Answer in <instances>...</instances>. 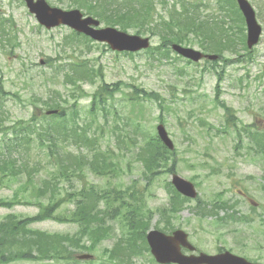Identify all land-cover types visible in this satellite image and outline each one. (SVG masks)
<instances>
[{
	"label": "rangeland",
	"instance_id": "rangeland-1",
	"mask_svg": "<svg viewBox=\"0 0 264 264\" xmlns=\"http://www.w3.org/2000/svg\"><path fill=\"white\" fill-rule=\"evenodd\" d=\"M45 1L65 10L78 8L87 14L85 8L78 7L74 0ZM154 1L157 12L162 14V5L158 0ZM200 1L209 4L201 6L203 12L217 16L224 14L226 17L228 5L234 10L237 8L233 0H225L228 5L222 9L217 0ZM248 1L262 26L259 42L241 60L231 56L233 60L224 62L221 59L211 64L205 60L187 63L172 50L168 54L163 51H140L131 55L118 53L102 43L84 42L81 37L69 38L72 31L68 26L43 27L22 0H0V16L4 23L9 19L12 24V27L9 23L5 25L8 26L11 43L0 44V118L6 115L4 122L10 125L17 119L36 117L32 121L35 126L29 143L22 139L21 145L10 144L0 134V155L17 154L18 162L32 170L29 182L23 174L12 181L0 182V199L12 202L15 192L20 197V202L0 206V222L9 213L18 218L36 215L40 202L47 203L48 193L43 192L45 181L56 183L62 190V198L67 191L74 192L90 185L103 191L113 187L129 188L128 193L132 192L133 198L124 213L136 208L137 214L145 221L144 225H147L146 231L159 229L171 232L181 228L188 232L197 251L215 253L219 248L229 249L249 260L264 263V150H260L258 144L262 134L260 139L257 134L243 130L244 125H252V131L264 132V0ZM130 22L136 24L134 20ZM100 25L105 24L101 22ZM243 27L246 33L245 25ZM129 31L134 33L132 29ZM158 42V36L153 35L151 43L157 45ZM189 46L201 50L196 43ZM239 50V56L246 52L244 48ZM73 60L84 62L96 70L92 81L82 83V91L74 90L72 84L64 81L66 64ZM216 71H222L224 76L219 83L222 91L220 101L232 108L237 118L234 124L242 134L235 128L217 131L223 129L226 116L214 100ZM102 82L116 83L119 91L113 98H108L106 111H91L92 94ZM133 88L161 95L163 110L160 111L153 98L139 96L131 100ZM63 98H67L68 103L65 104L62 127L66 123L70 130L78 125L75 133L83 128L85 133L96 138L95 146L110 149L106 162L114 164V172L101 176L86 170L80 178L72 175L66 178L56 169L60 162L67 163L63 155L71 153L69 157L73 159L74 154L93 146L78 139L71 131L70 135L58 136L54 119L44 116L48 104L52 101L62 103ZM75 100L74 112L71 104ZM160 112L175 147L167 165L174 160V172L192 181L198 192L195 199H183L184 204L171 218L168 229H165L167 220L160 210L170 203L165 184L170 181L171 172L158 168L161 173L147 179L144 160H140L136 150L132 149L145 137L156 133ZM57 127L60 128L61 124L57 123ZM51 137L57 139V151L62 154V160L48 154L47 144ZM237 142H240L238 146ZM46 190H50L49 187ZM65 198H68L66 194ZM198 199L207 203L216 199L224 203L233 201L237 204L236 211L246 216V222H229L217 228L214 214L201 218L193 211ZM73 206L69 201L64 202L59 211L67 213ZM222 211L218 214L222 215ZM26 225L44 234H68L69 237H74L79 231L76 223L53 219L32 221ZM131 234L125 222L118 218L112 220L108 237L101 240L95 250H85L94 255L92 264H158L149 249H142L140 254L133 252L131 246L140 245L141 241L138 237L131 239ZM130 240L135 241L131 246ZM79 243L89 245L91 240L82 236ZM119 247L120 252L116 251ZM44 249L43 252L35 250L38 254L35 261L12 259L0 264H88L46 259L45 255L40 257L47 251ZM125 251H129L128 256L125 253V261L120 262L119 258ZM111 257L116 259L111 261Z\"/></svg>",
	"mask_w": 264,
	"mask_h": 264
},
{
	"label": "trees",
	"instance_id": "trees-1",
	"mask_svg": "<svg viewBox=\"0 0 264 264\" xmlns=\"http://www.w3.org/2000/svg\"><path fill=\"white\" fill-rule=\"evenodd\" d=\"M77 6L83 7L87 14L97 17L105 25L119 26L122 30L132 29L135 33L149 34L150 36H158L159 42L157 45H153L147 49V52H159L163 51L168 54L170 51V44L172 42H177L186 45L197 44L203 51L218 54L219 58L223 59L224 62L233 60L231 56H236V60H241L243 57L248 56L250 53L245 47V33L244 24L241 13L238 8H230L231 5L225 3V0H217L220 9L226 8V17L217 16L213 14L205 13L201 10V6L206 7L209 4L201 2L200 0H158L162 5V14L157 12L156 1L154 0H74ZM235 2V0H233ZM221 3V4H220ZM164 12V14H163ZM134 20L136 24H131ZM4 19L0 16V44L5 42L10 44L11 38L7 32L8 23L9 27H12L11 20ZM84 42H91L92 40L83 34L77 32H72L69 38H79ZM14 46V45H13ZM244 48L247 52H244L239 56V49ZM124 54L131 55L132 53L124 52ZM165 54V55H166ZM168 56V55H166ZM178 59V58H177ZM187 62V61H185ZM209 62V61H207ZM216 60L210 61L213 64ZM189 63V62H187ZM67 71H64V81L70 83L74 86V90L82 91V83L85 81H92L96 76V70L94 68H89L90 66L84 64V62L79 63L77 61H71L66 64ZM64 67V66H63ZM98 76H100L98 74ZM223 72L216 71V85H215V98H219L220 87L219 83L223 79ZM133 97L142 98H153L160 107L162 111L164 108L163 98L161 95L153 91H146L142 89L133 88ZM116 91H119L117 84H107L102 82L97 86L96 90L92 94V101L90 104V110L95 111L97 109H102L106 111L108 98H113ZM3 94L5 92H2ZM130 97V99H133ZM218 101V100H217ZM223 107L226 113L225 119V130L227 128L236 127V122L233 110L225 105L223 102L218 101ZM47 103V102H45ZM68 103L67 98L62 99V103L57 101H52L47 106L48 109L56 110V113L51 114L49 117L54 119V127L56 133L59 135L68 134L70 131L75 135V131L78 125L74 128L68 130V126L62 127V119L65 120V104ZM77 100L73 101L71 104L72 110L75 112L74 107L76 106ZM75 114V113H74ZM6 115H3L0 119V133L6 140L14 145H19L24 139L25 143H29L31 140V134L33 132L32 127L35 126L32 121L35 120V115L26 120H15L10 125L4 122ZM59 120V121H57ZM160 122H163L162 115H160ZM26 121V122H25ZM57 123L61 124V127H57ZM77 138L82 140L84 143L89 144L90 141L93 146L87 147L85 151H80L79 155L73 156V162L66 165L60 162V167L56 168L61 175L68 178L72 176H81L80 173L83 172L85 168L93 171L99 175H105L110 172H114L115 166L113 163L106 161L107 156L104 151L108 149H101L99 146H95L96 138H92L85 130L82 128L79 130ZM82 132L85 134H82ZM77 133V132H76ZM73 134L71 136H73ZM264 135V132H263ZM80 137V138H79ZM262 142H258L260 150H264V138ZM48 154L51 157H58L62 160V154L57 151V139H48ZM41 145L44 143L40 140ZM9 144L6 146L8 147ZM21 145V144H20ZM136 150L137 155L140 160H144L143 168L144 173H146L147 179H151L156 173L159 175L158 168H163L165 171H174V160L170 165L168 161L172 159L171 157L175 151L167 149L163 143L159 140L156 135H149L145 140L138 142V145L132 147ZM110 150V149H109ZM69 158V156L67 157ZM19 155L11 154L6 155L1 153L0 155V182H7V180L12 181L14 178L20 176H25L26 182L31 179V169L23 167L21 163L18 162ZM23 174V175H22ZM53 174V173H52ZM45 187H49L47 192V203L39 204V212L31 217H21L18 218L13 216L11 213L3 218V222H0V262H7L12 259H38V254L35 250L43 252L46 248L45 254L39 255L47 258H62L74 260L73 255L75 250H95V246L101 242L104 238L108 237L111 230V221L119 218L125 222V226L131 229L132 234L131 239L135 240L138 237L141 244L131 246L132 242L130 240L129 245L133 252L140 254L142 249L148 250V246L145 242V232L146 226L144 219L137 214L136 208L128 209L125 213L126 207L130 206V199L133 198L132 192L128 193V189H118L113 187L110 190H105L103 192L95 189L93 185H90L88 189L78 190V192H67L68 198H62L61 188L52 181H45ZM165 189L170 195L169 205L163 207L160 210V214L167 221L168 229L171 224V217L177 214V211L182 208L184 200H188L187 197L179 194L170 182L165 184ZM19 194L14 193L12 202H6L0 199V205L11 206L15 202H20ZM182 200V201H181ZM194 211L201 218H206V216L211 213H218L221 208H228L224 203H220L221 200L216 199L214 202H204L198 199ZM218 200V201H217ZM65 201H71L74 203V208L67 213H62L59 211L61 206ZM119 201V204H115ZM232 217V216H228ZM53 219L57 221H69L77 223L79 226L78 234L74 237H69L68 234H44L39 230H33L27 227V223L32 221H40L43 219ZM235 218V217H234ZM141 219V220H140ZM220 219L218 222L222 225L225 222L224 217H217ZM136 222L142 226L139 227ZM38 236V238H36ZM82 236H87V239L91 240V244L87 245L85 243H79V239ZM36 238V239H35ZM123 244V242H121ZM43 244V245H41ZM125 250V248L123 247ZM123 250V251H124ZM116 251L120 252V247L116 248ZM125 251L120 259V262L125 261L127 253ZM116 258H110L113 261ZM128 259V258H127ZM118 261V260H116ZM91 262V261H89ZM119 262V261H118ZM121 264V263H120Z\"/></svg>",
	"mask_w": 264,
	"mask_h": 264
},
{
	"label": "water",
	"instance_id": "water-1",
	"mask_svg": "<svg viewBox=\"0 0 264 264\" xmlns=\"http://www.w3.org/2000/svg\"><path fill=\"white\" fill-rule=\"evenodd\" d=\"M30 13L35 15L37 21L51 28L60 24L68 25L75 31L83 33L94 40L106 42L111 49L118 51H137L149 46V38L137 34H130L115 27H97L99 21L92 16H83L78 9L63 10L58 7L50 6L45 0H24ZM246 24V43L252 47L259 40L261 25L258 23L255 11L248 0H236ZM171 48L179 55L192 61H198L202 57L216 59L215 54H205L189 46L172 43ZM157 132L162 142L169 148H173V142L168 136L162 124L157 125ZM172 184L182 194L188 197H195L197 192L194 185L189 180L173 174ZM147 242L151 253L159 263H178V264H262L251 262L244 257L235 255L230 251H222L216 254L199 252L197 254H184L181 247L194 250V246L189 243L187 234L181 230H174L171 234H166L157 229H151L146 234ZM80 258H90L89 254H81Z\"/></svg>",
	"mask_w": 264,
	"mask_h": 264
}]
</instances>
